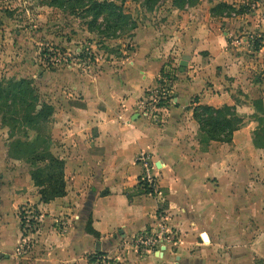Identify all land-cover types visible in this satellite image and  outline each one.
<instances>
[{
	"label": "rangeland",
	"instance_id": "374dc122",
	"mask_svg": "<svg viewBox=\"0 0 264 264\" xmlns=\"http://www.w3.org/2000/svg\"><path fill=\"white\" fill-rule=\"evenodd\" d=\"M109 1H114L118 6L116 11L126 18L118 27L115 24L119 17L116 19L108 14V17L104 14L96 17L86 5L73 10L72 4L62 8L52 5L51 0H0V81L25 78L32 82L33 89L26 102L15 96L0 102V244L1 230L8 224L11 229H18L14 252L17 255L34 252L46 210L39 207L42 204L40 189L31 176L37 165L31 159L35 149L40 152L44 148L64 159L54 131L59 110L83 103L84 89L90 88L96 97L114 94L121 81L125 82L127 76L124 75L132 72L133 53L139 47L136 35L146 37L148 44L161 46L167 36H172V49L166 44L159 48L161 55L166 57L155 84L144 88L136 104L138 111L150 113L158 120L161 113L158 107L173 103L174 86L185 71L181 70L179 58L189 59L178 48L180 53H173L179 42L175 38L181 31H192L199 22V15L206 11L208 14L200 23L205 21L217 27L219 38L222 41L225 38V47L234 60L242 59L239 68L235 67L240 78H231L233 83L238 81L233 96L252 111L240 114L236 105H228L245 121L229 143L208 139L193 116L203 149L207 150L215 142L220 160L221 193L235 195L233 200H225L230 202L231 217H220L222 229L227 220L231 223L234 219L236 223V231L220 230L221 239L234 238H229L231 243L224 242L215 248L218 253L213 260L215 264H264V140L261 145L255 143L260 139L264 110L259 111L254 104L255 100L264 99V0H198L194 6L188 0ZM222 3L232 9L224 7L220 14L213 13V8ZM35 95L38 97L37 110L45 104L52 107L49 118L37 117V111L28 106ZM17 141L25 144L17 146ZM157 188L159 190L158 183ZM165 195L159 196V212L165 209ZM63 201L56 211L53 209L51 220V228L61 233L79 224V218H71L69 211L71 204L76 205L75 200ZM84 209L86 228L90 217L88 207ZM47 211L51 214L52 209L47 206ZM159 228L154 234L148 233L156 240L154 250H160L166 237L179 240L178 229L170 223L169 227ZM6 251L0 246V253ZM137 251L139 254L146 252L145 249ZM96 255L98 253L91 257ZM112 261L119 264L115 258Z\"/></svg>",
	"mask_w": 264,
	"mask_h": 264
},
{
	"label": "crops",
	"instance_id": "0c3cea01",
	"mask_svg": "<svg viewBox=\"0 0 264 264\" xmlns=\"http://www.w3.org/2000/svg\"><path fill=\"white\" fill-rule=\"evenodd\" d=\"M204 12L192 31L178 32L175 38L179 42L173 53L181 51L189 56L188 64L174 86L173 103L158 107V120L138 111L136 104L144 88L155 84L166 57L159 48L166 44L172 49V36H167L161 46L148 44L146 37L136 35L139 47L133 53L132 72L124 75L125 82L121 81L114 94L96 97L90 88L84 89L83 103L59 110L54 131L66 161L67 195L39 205L46 211L31 255L14 252L18 229L8 224L2 228L0 246L8 251L0 253L5 255L0 257V264H92L95 253L115 258L119 264L217 263L213 260L218 253L215 248L234 238L221 239L220 230L236 231L234 219L231 223L227 220L223 229L220 226L221 216L231 217L230 202L225 200H233L235 195L220 191L215 142L203 149L194 108L236 105L240 114L252 111L233 96L238 81L233 83L231 78H240L235 67L239 68L242 59L234 60L217 27L200 23L208 14ZM142 152L152 158L159 194L139 191L142 166L136 159ZM163 193L167 202L159 212ZM70 199L76 204L69 206L71 218L78 217L79 224L57 232L51 228L52 217L58 205ZM47 206L51 214H47ZM84 207H88L99 236L87 232ZM169 223L178 229L179 240L167 237L160 250L139 254L134 238L169 227Z\"/></svg>",
	"mask_w": 264,
	"mask_h": 264
},
{
	"label": "trees",
	"instance_id": "16d2710c",
	"mask_svg": "<svg viewBox=\"0 0 264 264\" xmlns=\"http://www.w3.org/2000/svg\"><path fill=\"white\" fill-rule=\"evenodd\" d=\"M85 1H88L85 3ZM189 4L194 6L198 0H188ZM51 4L54 6L66 8L67 4H72V9L75 10L76 7H81L83 5L87 6V10L93 11V15L98 17L99 15H110V17L118 18L116 26L118 27L125 21V17L121 15L118 11V6L114 1L104 0H51ZM232 9L231 6L226 3H222L217 7L213 8L212 12L221 13V9ZM117 12V14L115 13ZM107 15V17H108ZM109 17V18H110ZM32 82L28 79L22 78L20 80L14 79L8 82L0 81V102L2 100H8L11 96L21 98L23 101H27L28 94H33V89L31 86ZM7 85V86H6ZM32 101H29L28 106L37 111V117H43L47 119L52 114V107L47 104L43 105L41 109L37 110V96L32 97ZM256 108L259 111L264 110V99L255 100ZM2 106V105H1ZM4 106V105H3ZM202 111L203 113H200ZM194 118L200 124V130L205 132L208 139L211 141L220 140L229 143L232 141V137L235 131L239 130L244 125V118L236 111L234 107L223 106L220 108H215L209 105H198L194 108ZM6 120V119H5ZM259 140H255L257 145H261V141L264 140V124H262L261 134L259 135ZM202 142V141H201ZM22 141H17V146H23ZM31 143H27L30 145ZM44 148L42 151L37 152L35 149L33 152L32 162L37 166L32 171L31 176L34 181L35 186H37L40 194V200L42 203H49L57 198L65 197L67 194L66 187V161L61 159L51 152L46 151ZM40 156V157H39ZM44 162L43 165H38ZM139 191L141 193L154 194L152 189L143 182H139ZM86 230L95 236H99V233L93 228L92 220L89 219ZM101 253H98V255ZM97 256V255H96ZM96 257H91V262L95 261Z\"/></svg>",
	"mask_w": 264,
	"mask_h": 264
},
{
	"label": "built area",
	"instance_id": "2783aa9c",
	"mask_svg": "<svg viewBox=\"0 0 264 264\" xmlns=\"http://www.w3.org/2000/svg\"><path fill=\"white\" fill-rule=\"evenodd\" d=\"M166 93L167 92H165V95ZM166 98L167 97L165 96L164 99ZM136 160L142 166V175L139 182L147 184V186L152 189L154 194H159L156 176L153 173L154 163L151 156L148 153L142 152L138 155ZM152 234H154V232H152ZM158 237L161 238L160 236ZM168 238L171 240V237ZM135 243L138 250L145 249V251H148L154 249L153 246L156 244V240L146 232L144 234H140L137 237V242ZM95 257L96 259L92 264H116L115 261H112V259H109L106 255H97Z\"/></svg>",
	"mask_w": 264,
	"mask_h": 264
},
{
	"label": "water",
	"instance_id": "95a60500",
	"mask_svg": "<svg viewBox=\"0 0 264 264\" xmlns=\"http://www.w3.org/2000/svg\"><path fill=\"white\" fill-rule=\"evenodd\" d=\"M187 64H188L187 59H183V60L181 61L180 65H181V70H182V71L185 69V67L187 66Z\"/></svg>",
	"mask_w": 264,
	"mask_h": 264
}]
</instances>
